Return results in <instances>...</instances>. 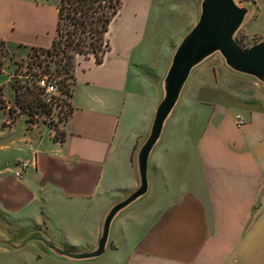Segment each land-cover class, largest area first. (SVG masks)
Wrapping results in <instances>:
<instances>
[{"label":"crops","instance_id":"0c3cea01","mask_svg":"<svg viewBox=\"0 0 264 264\" xmlns=\"http://www.w3.org/2000/svg\"><path fill=\"white\" fill-rule=\"evenodd\" d=\"M152 3L130 0L124 11L123 0L107 31L110 49L102 63L91 54L76 55L68 99L72 112L59 124L65 139H55L53 128L28 126L32 137L28 146L20 147L16 160H26L30 168L19 179L10 173L0 177L6 184L5 192H0L2 216L35 222L28 227L48 232L53 225L81 250L90 249L110 203L137 187L135 151L161 98L155 82L162 72L154 76L152 60L159 52L147 33ZM38 4L0 0V29L17 20L30 26L29 15L21 18L14 13L31 12ZM2 8L11 10L9 21ZM240 79L246 80L235 87L241 98L233 102L202 98L200 90L210 91L212 86L199 87L200 94L182 95L179 105L189 103V112L175 110L150 158L151 188L146 197L156 192L157 201L142 204L144 197L116 219L112 227L116 236L111 234L108 249L113 259L104 264H264V86ZM194 104L210 111L201 117L206 125L192 141L194 129L187 119L191 114L201 116ZM231 108L245 117L242 127L235 126ZM131 117L136 123L129 124ZM116 142L122 147L118 154ZM41 257L37 256L40 261Z\"/></svg>","mask_w":264,"mask_h":264},{"label":"rangeland","instance_id":"374dc122","mask_svg":"<svg viewBox=\"0 0 264 264\" xmlns=\"http://www.w3.org/2000/svg\"><path fill=\"white\" fill-rule=\"evenodd\" d=\"M38 1L40 4H38L31 12L21 11L14 13L15 17L18 15L21 18H25V16L29 15L32 20L30 26L26 27L23 24L21 25L17 20L15 24H8L7 22V25L5 24L0 29V33L3 35L0 41L4 42V44L0 42V98H3L7 105L6 108L0 109V177H4L7 173H10L14 175L16 179H19L24 177L30 168L26 160H16L20 152V147H26L29 145L28 142L32 137V134L29 132L27 123L28 112L19 113L14 122H12L9 116V109L11 107L18 110L15 103L16 95L14 85L21 87L22 91H24L26 85L30 88L38 89L37 87H34L36 83L35 80L38 76L47 75L53 77L56 81L60 78V76H54L55 74L53 73V68L55 67V63L47 61L48 58H45L43 53L36 51L31 47L36 43H45L46 45L51 46L53 36H55L56 22L58 20L57 4H59L60 0ZM236 2L240 5H247L250 7L246 19L242 25H240L235 36L238 43L242 47L246 48L264 39V0H236ZM129 5L130 0H126L124 11L127 10ZM198 8L199 6L197 0H153L152 7L150 8V22H148L147 25L150 32L147 33H150L152 36L153 41L151 39L150 42L155 43L156 50L159 52V54H157L158 57L156 58L155 55L152 59L155 65H157V68H155L154 65V76L157 77L160 72H162L160 79L155 82L156 85L159 84V81L168 66L170 54H172L174 49L178 46L187 31H189L194 24H196L199 15ZM131 10L132 2L130 6V11ZM1 12L5 17L4 19L9 21L11 18V10L6 11L5 8H2ZM170 14H174V16L176 15L175 18L173 19ZM40 60H43L42 66L37 65V62ZM47 63H49L50 66H47ZM223 66L224 65L219 54L211 58L205 65H201L200 68H197L200 70L198 71L196 69L193 73L187 85L189 87L188 89H184L183 95L185 94L186 97H188L190 94H200V91H202V98H219L218 101L225 103L233 102L236 97L240 99L241 95L235 93L237 90L235 87L238 85V81L241 80L240 78L243 79V77L234 76L233 74L230 75V73L226 71L228 69ZM147 72L151 75L150 70ZM224 76H226V79ZM228 76H230V78ZM244 79L241 81H246ZM71 84L72 79L68 77H65L62 84H60V82L57 83L60 93L57 94L53 103L46 102L43 99L47 104L45 105V110H43L41 106L36 108L38 113L33 115V118L37 119L35 123L42 125L46 129H49L48 127L53 129L56 126L59 127L60 122L66 117V115L69 114L68 99L72 88ZM201 86L202 88H209V86H212V88L210 91L209 89H205L208 90L206 92L202 89L199 91V87ZM213 88H216V90L213 91ZM97 90L100 89L98 88ZM148 90L151 91L152 88L149 87ZM40 95L44 98L43 90L41 88ZM116 96L117 94L112 95V97ZM179 103L180 102H178L175 109L177 113H180L181 111L189 112V103H183L180 105ZM237 104L233 105L237 106ZM197 105L200 106L199 104ZM195 108H200L197 109V112L201 116L196 118L195 115L191 114L187 119V122L190 123L194 129L192 141L195 140L194 134H196V131L198 132L199 128L203 129L206 125V120L201 119V117H204L205 113L210 111L208 106H203L202 104L200 107ZM231 110L234 113L235 109L231 108ZM238 113L239 112L234 114L236 115ZM133 123H136V121L133 117H131L129 119V124ZM117 146L116 142V154H118V152L120 153L122 148L121 145L119 147ZM119 160L121 163V157ZM23 163H26V166L22 167ZM17 172H21L22 175H17ZM68 176L71 178L70 175ZM3 180L4 179L0 180V192L2 193L5 192L6 189V184H4ZM66 191L73 195L76 194V192L71 188H66ZM107 196L108 198L111 197L109 195ZM156 198L155 192L146 197L141 203H148L153 200L157 201ZM98 201V204H102L103 197ZM92 207L94 209V205ZM134 207H136V205L132 206L129 210ZM126 212L120 216V219L124 216V214H126ZM33 218H36V215H32L31 219ZM0 219L7 223L9 227L13 228H38L28 227L30 225H35V222H29L18 218H9L6 215L2 216L1 213ZM118 220L119 218L117 221ZM48 229L57 244L66 249H70L71 251L81 250L82 247H80L78 243H71L70 237L66 240L64 237L60 236L53 225H49ZM1 233L2 232H0V238L3 236V233ZM112 233L115 237L116 232H113L112 230L111 234ZM38 244L39 243L30 242L25 247L18 250H12L10 252L0 250V264H36L35 262H39V264H46L51 261H55V259L53 260L52 258H48V256L40 254L35 246H38ZM112 253V250H109L102 259H99L100 261L98 263L104 264L110 259H113ZM36 254L42 256V261L37 258L38 255ZM60 264L66 263L61 262Z\"/></svg>","mask_w":264,"mask_h":264},{"label":"water","instance_id":"95a60500","mask_svg":"<svg viewBox=\"0 0 264 264\" xmlns=\"http://www.w3.org/2000/svg\"><path fill=\"white\" fill-rule=\"evenodd\" d=\"M197 2L199 6L197 22L187 31L169 57L168 66L159 81L160 101L151 118L149 131L135 151L137 187L127 196L110 203L102 215L95 245L90 249L71 251L57 244L44 227L13 228L0 219V232L3 233L0 238V250L10 252L35 242L39 243L35 246L41 254L59 262L88 263L103 258L109 249L111 231L116 219L150 192L151 154L160 143L166 125L172 118L193 72L219 54L228 71L250 78L264 86V39L244 48L235 37L250 7L240 5L236 0Z\"/></svg>","mask_w":264,"mask_h":264},{"label":"trees","instance_id":"16d2710c","mask_svg":"<svg viewBox=\"0 0 264 264\" xmlns=\"http://www.w3.org/2000/svg\"><path fill=\"white\" fill-rule=\"evenodd\" d=\"M121 6H123V0H60L57 4L58 20L51 46L49 48L43 46L32 47V49L43 53L44 57L48 58L47 61L55 63L54 76H60L57 83L62 84L65 77L71 78L72 84L74 83L73 68H75L76 55L91 54L96 63L103 62L104 54L110 49L109 41L106 38L107 31L111 22L118 15ZM0 42L4 44L3 41ZM42 64L43 60L37 62L38 66H42ZM47 66H50V64L47 63ZM34 87L38 89L26 85L24 91H22L21 87L14 85L15 103L18 110L12 107L9 109L12 122L15 121L19 113L28 112L27 123L31 127L37 121L33 118V115L38 113L36 108L41 106L45 110L47 103L40 95V87L36 84ZM6 107L4 99L0 98V109ZM71 112L72 109L69 105L68 115ZM54 130V138L63 141L65 133L57 126Z\"/></svg>","mask_w":264,"mask_h":264},{"label":"built area","instance_id":"2783aa9c","mask_svg":"<svg viewBox=\"0 0 264 264\" xmlns=\"http://www.w3.org/2000/svg\"><path fill=\"white\" fill-rule=\"evenodd\" d=\"M35 84L43 90L44 100L46 102H53L56 99L57 94H59V89L57 87V81L52 77L47 75H40L36 78ZM245 117L238 113L235 115L234 124L237 128L242 127L245 124ZM26 166V163L22 164V167ZM17 175L21 176V172H17Z\"/></svg>","mask_w":264,"mask_h":264}]
</instances>
